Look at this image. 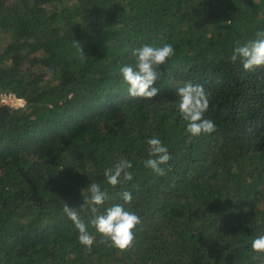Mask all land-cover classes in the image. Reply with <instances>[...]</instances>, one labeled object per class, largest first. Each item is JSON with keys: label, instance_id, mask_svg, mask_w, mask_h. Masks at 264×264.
Here are the masks:
<instances>
[{"label": "trees", "instance_id": "obj_1", "mask_svg": "<svg viewBox=\"0 0 264 264\" xmlns=\"http://www.w3.org/2000/svg\"><path fill=\"white\" fill-rule=\"evenodd\" d=\"M264 30V0H0V264H264V67L231 61ZM171 44L150 99L127 94L133 50ZM199 84L216 131L192 136L176 89ZM171 159L145 167L146 141ZM131 162L112 187L104 170ZM140 217L119 251L90 225L89 185ZM95 238L91 249L64 212Z\"/></svg>", "mask_w": 264, "mask_h": 264}, {"label": "clouds", "instance_id": "obj_2", "mask_svg": "<svg viewBox=\"0 0 264 264\" xmlns=\"http://www.w3.org/2000/svg\"><path fill=\"white\" fill-rule=\"evenodd\" d=\"M136 57V66L125 65L120 68L123 81L127 84V94L132 98L152 99L158 94L159 89L153 87L154 82L159 78L156 70L160 65L174 54L171 44H164L160 47L144 45L133 50ZM231 61L239 60L245 71H254L258 67H264V30L257 31L255 38L247 42L237 44L231 55ZM178 96V112L183 120L187 122L186 131L192 136L201 134H211L216 131L215 122L205 118L210 103V94L206 92L202 85L186 83L176 89ZM150 149V158L144 161L147 168L152 169L158 175H164L165 170L161 165L167 164L171 159L167 148L158 138H150L146 141ZM132 167L130 161L119 160L113 167L104 170L106 182L115 187L123 182L132 180L133 176L129 169ZM89 205L92 218L90 225L103 239L119 251H127L133 246L135 236L133 229L141 222L140 217L134 212L125 209L124 204L132 202V194L129 191L120 193L124 204H114L108 207L103 214H97L99 207L110 197L106 190H102L97 183L89 185ZM64 212L73 222L78 230L79 243L87 249H91L95 243V238L88 231V225L81 219L80 215L67 204L64 205ZM253 251L264 253V236H259L252 241Z\"/></svg>", "mask_w": 264, "mask_h": 264}, {"label": "built area", "instance_id": "obj_3", "mask_svg": "<svg viewBox=\"0 0 264 264\" xmlns=\"http://www.w3.org/2000/svg\"><path fill=\"white\" fill-rule=\"evenodd\" d=\"M0 102L11 106H22L24 105V99L15 93L8 92L7 94L0 95Z\"/></svg>", "mask_w": 264, "mask_h": 264}]
</instances>
